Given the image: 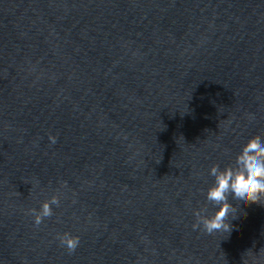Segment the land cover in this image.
<instances>
[{"label": "water", "instance_id": "95a60500", "mask_svg": "<svg viewBox=\"0 0 264 264\" xmlns=\"http://www.w3.org/2000/svg\"><path fill=\"white\" fill-rule=\"evenodd\" d=\"M257 135L264 0H0V264H264V205L192 227Z\"/></svg>", "mask_w": 264, "mask_h": 264}, {"label": "clouds", "instance_id": "9594fccd", "mask_svg": "<svg viewBox=\"0 0 264 264\" xmlns=\"http://www.w3.org/2000/svg\"><path fill=\"white\" fill-rule=\"evenodd\" d=\"M50 144L57 142V137L49 135ZM209 174L214 183L207 189L206 200L216 207V211L208 215L207 208L194 213L196 222L193 230L202 228L204 232L223 233L227 237L232 231L231 219L237 218L238 206L232 200L243 204L264 205V138L254 136L242 147L234 164L221 169L220 165L211 166ZM66 186V182H65ZM60 197L53 195L50 200L42 202L39 210L28 209L27 214L34 218V227H39L46 218L51 217L53 206L59 207ZM56 239L69 254H74L80 246V237L71 233L57 234Z\"/></svg>", "mask_w": 264, "mask_h": 264}]
</instances>
